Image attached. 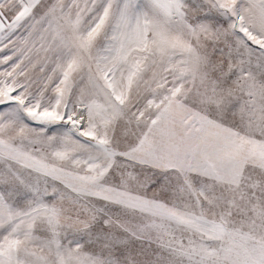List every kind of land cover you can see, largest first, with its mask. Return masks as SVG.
Wrapping results in <instances>:
<instances>
[{
	"label": "snow or ice",
	"instance_id": "6c2138e0",
	"mask_svg": "<svg viewBox=\"0 0 264 264\" xmlns=\"http://www.w3.org/2000/svg\"><path fill=\"white\" fill-rule=\"evenodd\" d=\"M0 264H264V0H0Z\"/></svg>",
	"mask_w": 264,
	"mask_h": 264
}]
</instances>
